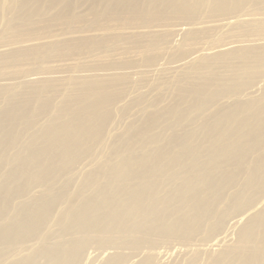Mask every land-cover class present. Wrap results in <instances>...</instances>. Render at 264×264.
I'll return each mask as SVG.
<instances>
[{
	"label": "bare ground",
	"instance_id": "1",
	"mask_svg": "<svg viewBox=\"0 0 264 264\" xmlns=\"http://www.w3.org/2000/svg\"><path fill=\"white\" fill-rule=\"evenodd\" d=\"M51 1L7 0L4 7L0 0V36L74 16L67 0ZM101 3L98 18L129 14L122 28L69 31L56 43L76 41L69 48L92 58L152 37L123 36L128 31L172 27L170 38L124 74L64 78L40 64L58 44L0 43V264H264V36H247L255 23L264 32L263 18L249 19L264 14V0ZM181 23L189 30L182 33ZM208 28L222 41L208 43L211 52L204 43L186 52L183 43ZM238 29L244 35L231 37ZM174 33L182 42L158 69L184 74L178 97L140 113L136 94L114 96L122 75L147 78ZM148 51L153 43L137 55ZM29 56L36 71H7ZM132 116L125 138L106 145Z\"/></svg>",
	"mask_w": 264,
	"mask_h": 264
},
{
	"label": "rangeland",
	"instance_id": "2",
	"mask_svg": "<svg viewBox=\"0 0 264 264\" xmlns=\"http://www.w3.org/2000/svg\"><path fill=\"white\" fill-rule=\"evenodd\" d=\"M44 2H47L46 4H49L52 1L44 0ZM66 2L67 4H72V7L69 10V13L74 16H70L69 20H65L67 21L65 24L60 23V22L50 24L49 21H44L41 25L6 31L0 36V43L4 44L8 42L17 41V42H24V44L28 45L30 41H38L35 44H41L44 42H51V44L53 43L58 44V50L49 52L43 60H40V64L43 67L44 71L54 70V72H57V75H59L61 78L67 77L69 73L74 72V71L76 72L82 71L83 73H85L86 71L85 74L82 73L84 76L86 74L87 76L93 75V73H97V71H104V72L105 71L107 72L116 71L119 74H124L127 72L125 68L144 65L149 59L156 57L160 53V50L163 49L164 43L170 38V35L168 33L169 30L173 29L172 27L171 28L169 27V29H167L166 27L150 26V28L142 29L141 31H128V33H126L123 36H130L132 34H140L141 36H145L146 34H150L152 35V37L151 38H148V37L141 38V41L139 43L140 47H137L135 43L131 42V40L128 39L125 42H122L115 51L111 49L110 51H104L103 53L97 56H94L92 58L86 57L87 56L86 54L76 53L74 50L69 48L68 44H72L76 41H64V42L56 43L57 40L61 39L63 34L69 31H78V30H87V29L92 30V29H101V28H105L106 30H108V29H113V28H122V25L128 19L129 14L127 12H124L117 19L111 18L110 16L108 17V16H103V15L100 18H98V12L96 10L103 11V4L101 3V0H96V1L95 0H67ZM1 3L4 7L5 5L9 7V5L6 4L7 0H1ZM62 6H64L63 3L60 5H57L51 11V14L57 15L58 13H60L61 10L63 11L65 7H62ZM30 8L33 9L35 7L30 6ZM246 9L249 12L252 11L251 8L249 7H247ZM50 16L51 15H49L47 18H50ZM259 16L256 17L252 15V16H249L250 18L249 17H246V18L252 19L253 17H255L254 19L256 18L264 19V14H261ZM180 22L181 20H174V21H171L170 24L178 25ZM181 25H182L181 28L183 29L179 28ZM133 27H139V26L136 24L133 26H130V28H133ZM177 28L182 30V33H183V32L188 31L190 26H188L187 24L181 23ZM248 28L252 30V32L247 36H249L250 39H253V41L255 39H258L264 36V32H261L262 29L261 30L258 29V23H255V25H251ZM226 31H229V29L225 28L223 30L224 33L223 32H220V33L225 34L227 33ZM179 33L181 34V32ZM220 33H217V35H221ZM230 33L232 32H229V34ZM175 34L177 33H174V35ZM215 34L216 32H214L211 28H208L207 31L204 32L198 40H193L187 43H183V45H185L186 47V52L189 53L193 45L196 44L195 46H197L201 43H204L203 45H201L202 48L203 46L205 47V45H207V47L204 48V51L203 50L202 51L208 52L211 48H213L211 47L212 43L222 41L221 39L220 40L216 39L213 41L211 37L215 36ZM242 35L244 34H242L241 30L238 29V30H235L234 34H232L231 37H234L236 39L238 37L239 38L242 37ZM175 36L176 37L172 36L170 39V42H173V43H169L171 47L170 45L168 46V50H167L168 53L167 52L165 53L167 54L166 58L169 55V51H173L174 47L180 46V43L182 42V41L180 42L181 36L178 37L180 39L177 38L178 35H175ZM234 38L232 42L237 41V40H234ZM177 39H178V42L176 41ZM206 41L207 43H205ZM149 43L154 44V51H148L144 53L143 55H137V53L140 50L147 49ZM208 43H210L211 45V46L209 45L210 47L208 46ZM177 44L179 45L177 46ZM125 51H127L128 53L124 54L123 52ZM165 54L162 56V58L158 59V60L160 59H163V60L162 61L160 60L161 62L157 61V64H156L157 67H155L153 71L151 70L153 73L150 74L151 71L150 73H148L149 75L146 73L148 79L140 77L141 75L140 70H142L141 68L137 70L140 72L134 71L135 72L134 73L132 70L131 74L133 73L134 75L132 74L131 77L122 75V78H124L125 80L124 81L120 80V82L116 85V87L113 90L114 96L123 98L124 96L131 94V93L136 94L138 102L140 104L139 106L140 113L142 109H145L147 113L152 112L154 110L153 106L158 103H159L158 105L159 109H164L167 106H169L171 102L178 97L179 84L181 82L185 83L186 77L184 76V74H175V76H170V75L162 76L161 74L162 72L160 71V69L163 68L164 65L166 66L168 62H170L168 59L169 56L167 58L168 60L164 58ZM59 61L61 63L63 61L64 64H61ZM65 61L68 66H65L66 65ZM36 62H38V60L35 56H29L24 61L13 62L9 66V68H7V71L16 73L18 70H20L25 73H31L33 71H36L35 68L39 64ZM158 63H161V64L159 65ZM114 65H120V66L114 67ZM170 66L172 67L171 69H174V67L175 66L177 67L178 65L174 66L171 64ZM2 67L4 66L0 64V69ZM98 73L102 74L103 72L102 73L98 72ZM142 73L144 72L142 71ZM158 75H161V76H158ZM132 78H134V80H132ZM66 86L67 84H64L58 89L59 94L63 93L67 89ZM125 101H127V99ZM123 103L124 102H122L121 104ZM135 111L136 109L134 110V112ZM134 121H136V118H134L133 116L132 118L122 120L121 124L117 127V129L110 136L105 137L106 145H111L116 139L125 138V135L123 134L126 132L128 125ZM119 136L120 138H118ZM109 151H110V147L108 146L104 154H107ZM104 154L99 155V157L103 159L105 157ZM92 167L93 166L91 163H88V165L85 163L83 168L87 170L88 168L91 169ZM173 257L176 258V255H174Z\"/></svg>",
	"mask_w": 264,
	"mask_h": 264
}]
</instances>
